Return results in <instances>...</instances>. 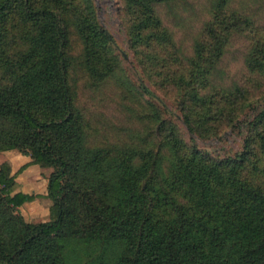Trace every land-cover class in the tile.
<instances>
[{
    "label": "rangeland",
    "instance_id": "374dc122",
    "mask_svg": "<svg viewBox=\"0 0 264 264\" xmlns=\"http://www.w3.org/2000/svg\"><path fill=\"white\" fill-rule=\"evenodd\" d=\"M7 93L68 159L61 264H124L144 246L147 223L153 239L177 219L201 249L212 233L254 228L249 187L264 193V0H0ZM22 130L0 113V141ZM25 150L0 152L13 193L40 195L15 213L48 221L53 168L20 170L31 161Z\"/></svg>",
    "mask_w": 264,
    "mask_h": 264
},
{
    "label": "trees",
    "instance_id": "16d2710c",
    "mask_svg": "<svg viewBox=\"0 0 264 264\" xmlns=\"http://www.w3.org/2000/svg\"><path fill=\"white\" fill-rule=\"evenodd\" d=\"M5 111L12 112L23 130L19 136L0 141V152L26 148L23 154L30 156L31 161L20 170L38 164L50 166L53 171L47 178L44 195L51 201L49 220L28 223L15 213V208L40 195L22 191L13 193L15 180L11 167L5 162L0 165V264H61L57 242L65 232L62 198L68 178V159L51 152L50 140L44 133L46 123L35 117L11 93L0 97V113ZM249 192L259 215L254 228L246 229V234L218 239L212 233L209 246L201 249L182 235L183 224L177 219L164 224L153 239L150 223H147L144 246L139 245L131 254L124 253V264L136 261L138 264H264V193L252 187H249ZM99 222L98 228L101 229L103 222L101 219ZM10 230L17 235H10Z\"/></svg>",
    "mask_w": 264,
    "mask_h": 264
}]
</instances>
